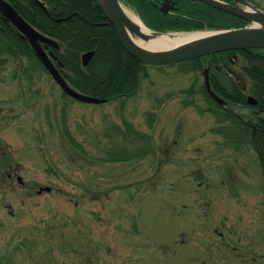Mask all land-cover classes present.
I'll return each instance as SVG.
<instances>
[{
  "label": "rangeland",
  "instance_id": "374dc122",
  "mask_svg": "<svg viewBox=\"0 0 264 264\" xmlns=\"http://www.w3.org/2000/svg\"><path fill=\"white\" fill-rule=\"evenodd\" d=\"M4 56L0 264H264L263 169L205 66H148L136 95L94 104Z\"/></svg>",
  "mask_w": 264,
  "mask_h": 264
},
{
  "label": "trees",
  "instance_id": "16d2710c",
  "mask_svg": "<svg viewBox=\"0 0 264 264\" xmlns=\"http://www.w3.org/2000/svg\"><path fill=\"white\" fill-rule=\"evenodd\" d=\"M8 1L32 25L59 42V48H52V51L57 57V67L72 87L106 98L107 101L136 95L142 75H147L148 65L128 54L122 47L113 24L96 0ZM120 1L133 9L149 28L164 32L242 27L249 24L242 17L199 0H179L180 8L168 13L160 11L161 0ZM60 18L61 21L58 20ZM6 29V33L0 29V54L34 56L40 62L32 46L20 38L13 27L7 26ZM91 50L95 53L88 65L84 66L82 54ZM189 61L199 70L206 65L205 57ZM217 107L221 109L220 105ZM258 133L257 136L260 135L263 141L252 139V145L258 153L264 173V126L258 129Z\"/></svg>",
  "mask_w": 264,
  "mask_h": 264
},
{
  "label": "water",
  "instance_id": "95a60500",
  "mask_svg": "<svg viewBox=\"0 0 264 264\" xmlns=\"http://www.w3.org/2000/svg\"><path fill=\"white\" fill-rule=\"evenodd\" d=\"M97 4L101 6L104 10V14L108 16L111 23L114 26L115 34L120 41L122 47L142 63L148 65H168L180 63L188 60H193L203 56L212 55L219 52L238 50V49H264V11L254 6L253 3L247 0H232L237 4H233L226 0H199L207 3L215 8H219L223 11L242 17L249 22L248 25L242 27H231V28H220V29H208V30H193V31H159L153 30L154 34H149L142 32L140 27L131 22L127 16L124 8L126 5L120 0H106V3H101L100 0H96ZM45 7V6H44ZM175 7V4L170 3L165 0L160 6V11L164 13L169 12ZM0 13L4 15L12 24L19 30L26 38L31 48L34 49L37 57L44 64L45 68L50 72L56 80V82L61 86L63 91L79 101L86 103H104L107 102L106 98H100L94 95H90L77 90L72 87L63 74L58 69L56 63L54 62L53 52L47 51V48H59V42L48 36L47 34L37 29L33 26L27 19L19 13V11L14 8L13 4L8 0H0ZM61 21L62 19H58ZM204 32L208 31V35L196 39L194 41L185 43L184 45L174 47L171 49H162L157 51H150L143 49L136 43L131 37V34L137 35L145 40L156 39L161 37V35L179 33V32ZM95 53L94 50L87 51L82 55V61L84 66L88 65L92 55ZM206 68L204 70V77L208 91L210 94L219 102L224 100L211 88L210 82V72ZM253 100L252 97L249 98ZM18 181L24 184L22 176H18ZM50 187H41L37 192L42 193V191H50Z\"/></svg>",
  "mask_w": 264,
  "mask_h": 264
},
{
  "label": "flooded vegetation",
  "instance_id": "af4514ba",
  "mask_svg": "<svg viewBox=\"0 0 264 264\" xmlns=\"http://www.w3.org/2000/svg\"><path fill=\"white\" fill-rule=\"evenodd\" d=\"M164 1L165 0H161V3ZM168 1L175 4V7L170 11L180 8V4L178 3L179 0ZM0 19L2 20L0 29L4 33H6L7 26H11L20 35V38L29 43L26 38H23V35L12 24V22L2 15V13H0ZM47 51L50 53L52 47L49 46ZM238 51L241 54L236 56ZM229 54H234L235 56L227 58ZM24 57L25 56L19 55L15 58L22 60ZM51 57H53L54 61L57 60V57L54 54ZM7 59V56L2 57L0 63L4 64L8 61ZM227 59L231 61V64L226 62ZM236 59L239 60L238 63L236 62ZM205 63L204 70L209 68L210 82L215 91H217L220 96L227 97L224 103L225 111H228L230 115L237 117L240 123L245 127V132L250 136L251 144L253 140L256 142H262L263 138H261L260 135L257 136V134H259L258 129L261 130L264 126V49L250 48L224 51L205 56ZM237 68L240 69L239 73ZM225 69L226 71L224 72ZM54 81L56 82L55 79ZM58 86L61 88L59 84ZM61 90L63 91L62 88ZM248 92H250V94H248ZM250 97H252L253 100H250ZM238 102L243 105L244 114L238 113L235 110L232 112L233 104H238ZM16 172L17 169H12L6 172L7 177L12 179L13 176L16 175L18 181V174ZM23 185H25V183Z\"/></svg>",
  "mask_w": 264,
  "mask_h": 264
},
{
  "label": "bare ground",
  "instance_id": "6f19581e",
  "mask_svg": "<svg viewBox=\"0 0 264 264\" xmlns=\"http://www.w3.org/2000/svg\"><path fill=\"white\" fill-rule=\"evenodd\" d=\"M100 1L103 4L106 3V0H100ZM160 4H162V3H160ZM124 10H125L127 16L129 17V19L131 20V22L136 23L140 27L142 32L149 33L151 35L154 34L153 30L151 28H149L145 23H143L139 17L134 15L127 8H124ZM169 12H171V11H169ZM208 34H209L208 31H204V32H198L197 31V32H189V33L188 32H179V33H173V34H167V35L163 34V35H161V37H158L156 39L145 40V39H143L137 35H134L132 33L131 37L134 40V43H136L137 45H139L143 49L150 50V51H157V50H162V49H171L174 47H178V46L184 45L185 43H188V42L194 41L196 39L202 38ZM204 79H205V77H204ZM205 88H206L207 94L213 99V101H215L216 106L220 105L221 109L222 108L225 109L224 103H225V99L227 97L222 96V95L220 96L217 93V91H215L214 87L211 84V88L213 89L212 91L217 93L224 100L223 102H219L208 91L207 86H206V82H205Z\"/></svg>",
  "mask_w": 264,
  "mask_h": 264
}]
</instances>
